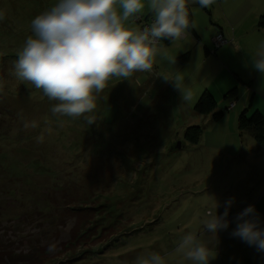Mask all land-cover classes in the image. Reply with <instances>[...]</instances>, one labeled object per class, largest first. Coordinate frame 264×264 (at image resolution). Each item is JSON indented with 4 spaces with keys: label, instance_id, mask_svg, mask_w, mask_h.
Wrapping results in <instances>:
<instances>
[{
    "label": "rangeland",
    "instance_id": "374dc122",
    "mask_svg": "<svg viewBox=\"0 0 264 264\" xmlns=\"http://www.w3.org/2000/svg\"><path fill=\"white\" fill-rule=\"evenodd\" d=\"M55 2L0 0V256L10 253L15 263L24 257L42 264H139L138 257L156 251L166 264H191L178 248L191 232L213 255L216 249L210 264H264V253L230 234L236 226L231 209L227 230L216 236L203 229L217 203L222 213L231 197L235 209V195L247 189L243 177L251 165L246 162L239 174L231 157L256 143L249 130L243 138L238 134L235 116L243 109L233 114L223 101L225 120H212V113L194 110L200 96L191 79L182 89L190 97L184 100L178 87L161 89L154 75L137 72L130 80H109L92 124L85 116L53 115L57 101L19 80L14 62L32 35L31 20ZM215 5L214 15L212 6L203 14V25L220 31L215 36L223 41L215 49L229 46L234 68L246 75L244 65L264 51V0ZM149 12L146 7L142 15ZM128 26L139 29L132 19ZM255 44L259 52L251 58ZM211 64L199 73L217 81L220 72L209 70ZM169 66L172 74L176 66ZM173 79L184 80L182 74ZM249 88L247 106L255 90Z\"/></svg>",
    "mask_w": 264,
    "mask_h": 264
},
{
    "label": "clouds",
    "instance_id": "9594fccd",
    "mask_svg": "<svg viewBox=\"0 0 264 264\" xmlns=\"http://www.w3.org/2000/svg\"><path fill=\"white\" fill-rule=\"evenodd\" d=\"M190 3L210 8L216 0H56L31 20L32 35L17 53L15 76L42 90L48 100L57 101L51 107L53 115L85 116L90 125L97 119L96 100L110 79L130 80L137 72H152L163 51L157 42L178 40L194 26ZM146 6L152 22L142 30H133L128 22L142 15ZM4 19L5 12L0 9V21ZM169 62L175 63V57ZM253 67L264 74V51ZM162 76L176 82L184 100L190 98L177 80ZM36 126L32 122L31 127ZM37 139L42 142L43 136ZM233 203L231 197L225 201L222 213H218L217 203L215 213L204 221V231L217 236L227 230ZM234 219L236 226L230 234L264 253V225L255 205L249 204ZM197 237L186 232L178 248L191 264H210L217 256L216 249L213 255L211 247ZM53 249L50 245L48 251ZM137 259L139 264H166L156 251Z\"/></svg>",
    "mask_w": 264,
    "mask_h": 264
},
{
    "label": "crops",
    "instance_id": "0c3cea01",
    "mask_svg": "<svg viewBox=\"0 0 264 264\" xmlns=\"http://www.w3.org/2000/svg\"><path fill=\"white\" fill-rule=\"evenodd\" d=\"M189 8L192 14L190 18L194 26L191 27L190 30L182 38L175 41H162L160 44H158V46H160L163 51L160 55L157 56L153 71L148 73L154 75L156 77V81H162L160 86L161 89L177 87L175 81H166L162 75H167L168 77L173 79V75L182 74L184 80L174 79L177 80L181 89L188 85L187 80L191 79L192 83L190 84L195 85L194 88L196 89V92H198L199 96H201L204 92H209L213 96L217 104L214 110H221L219 109V105L223 101H228L229 105L233 101H235V106L232 109H228L227 106L225 107L226 110H232L233 114H238L239 108H242L243 111H241V113L247 110L246 112L248 114L251 110L253 111L254 109L259 110L264 116V74L259 73L253 67L254 62L260 58V55L258 54L257 58L253 60L251 64L250 60H248L247 66L244 65V67H247L246 69L248 70L246 75L240 72V70L235 69L237 62L233 60V57L229 53L231 48L229 46H224L218 51L214 47V45H216L214 42L215 34L220 33V31H217L215 26H213L212 24L211 26L203 25V14L206 13L205 11L209 10L207 8H201L198 5L191 3L189 5ZM212 9L213 11L209 12L214 15L216 9L215 4L212 5ZM260 12L261 10L259 11V13ZM148 14L150 15L151 12L146 13V15ZM257 44L251 46L253 50L256 49L255 52H252L251 58H253L257 54V52H259L256 48ZM212 45L213 49L211 50L208 46ZM261 47H263L262 44H260V48ZM165 52H170V54L175 57V63L172 64L176 66V69H174L172 74H169V65L171 64L169 62L170 56L165 57ZM222 59L226 61V65L223 63ZM208 62L213 63L209 67H207L209 68V70L216 72L219 71L220 75L224 72L226 78L220 79L219 75L218 80L215 81L217 77L213 79L208 77L205 73H203L206 71L202 70V72L199 73L201 66L207 64ZM190 65H194L195 67L191 68ZM226 66L233 70V72L229 73ZM207 73L212 77V72ZM244 79L247 81H244ZM250 81L251 84L248 85ZM244 85L246 87L251 86L255 89L253 92V96L249 101V106H247L248 103L246 102V100L252 92V89H250L249 87H247L248 90H245L244 87L240 88ZM197 87H201L200 93L199 91H197ZM256 97L259 98V104L255 106L254 101L256 100ZM236 99L238 100L236 101ZM243 100L245 101L244 103ZM239 103H242V105H238ZM210 113L213 114L212 120L215 121H221L223 119L225 120L226 118L225 115L221 119L216 120L214 118V112L212 111ZM239 116H235L236 126L238 134L241 135V138H243L244 136H246L244 135L246 134V132H244V130L239 127ZM250 134H248L246 137L249 144L251 141ZM251 137L255 138L254 135H252ZM255 141V144L252 143L253 147L251 150L248 149L245 151L241 149L237 155H231L232 159L238 162L239 167H237V170H241L246 162L250 163L251 165L249 174L243 177V181L245 182V184L248 183L247 189H245V191L240 194V197L239 195L237 196V194L235 195V199L237 202L235 204V209L231 208V218L233 217L234 219L236 215L249 204H254L259 214V219L261 220L262 225H264V140L262 142H259L255 138ZM237 151L238 149L236 150V152ZM232 153H235V150ZM242 173V170L239 171V174Z\"/></svg>",
    "mask_w": 264,
    "mask_h": 264
},
{
    "label": "trees",
    "instance_id": "16d2710c",
    "mask_svg": "<svg viewBox=\"0 0 264 264\" xmlns=\"http://www.w3.org/2000/svg\"><path fill=\"white\" fill-rule=\"evenodd\" d=\"M190 14L191 10L189 8ZM149 15V14H148ZM151 15V14H150ZM191 17V16H190ZM163 41H169V39H165ZM216 101L213 96L209 92H204L196 102V107L194 110L201 111L202 113H208L214 111L216 108ZM247 110L242 112L239 116V127L243 130H249L254 137L259 141L262 142L264 140V116L259 110H254L251 116H248ZM225 112L223 110H219L215 112L214 118L216 120L221 119L224 117ZM199 128L200 127H195ZM194 128V129H195ZM200 139L199 137L197 138ZM20 259L18 263H15L12 254L8 253L7 257L0 256V259L4 260L6 264H42L44 261H34L32 259H26L24 257H17Z\"/></svg>",
    "mask_w": 264,
    "mask_h": 264
},
{
    "label": "built area",
    "instance_id": "2783aa9c",
    "mask_svg": "<svg viewBox=\"0 0 264 264\" xmlns=\"http://www.w3.org/2000/svg\"><path fill=\"white\" fill-rule=\"evenodd\" d=\"M152 14L151 15H140L138 18L134 19L135 22L138 24L139 26V30H142L143 27L149 25L152 22ZM163 40L158 41L157 43L160 44ZM222 38L221 36L217 35L214 37V42L216 45H219L222 42ZM235 106V101H233L230 106L228 107V109H232Z\"/></svg>",
    "mask_w": 264,
    "mask_h": 264
},
{
    "label": "water",
    "instance_id": "95a60500",
    "mask_svg": "<svg viewBox=\"0 0 264 264\" xmlns=\"http://www.w3.org/2000/svg\"><path fill=\"white\" fill-rule=\"evenodd\" d=\"M178 148L180 147V145L177 146Z\"/></svg>",
    "mask_w": 264,
    "mask_h": 264
}]
</instances>
